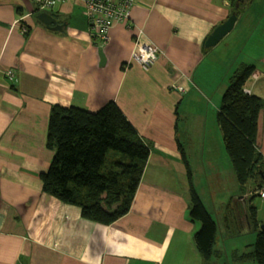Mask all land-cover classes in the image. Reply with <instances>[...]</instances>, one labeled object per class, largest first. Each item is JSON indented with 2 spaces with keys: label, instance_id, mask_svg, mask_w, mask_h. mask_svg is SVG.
<instances>
[{
  "label": "crops",
  "instance_id": "1",
  "mask_svg": "<svg viewBox=\"0 0 264 264\" xmlns=\"http://www.w3.org/2000/svg\"><path fill=\"white\" fill-rule=\"evenodd\" d=\"M244 2L234 28L207 47L234 0H136L107 42L93 36L79 0L47 11L35 0H0V264H257L233 260L256 240L247 212L256 187L250 180L242 191L218 125L243 64L255 66L248 93L264 99V0ZM41 12L62 29L48 28ZM139 30L161 50L147 70L132 57ZM112 100L151 153L130 211L103 224L45 193L40 174L54 156L52 106L98 111ZM256 144L264 157V108ZM192 188L218 224L210 263L194 238L202 224L190 217ZM262 200L251 202L260 226Z\"/></svg>",
  "mask_w": 264,
  "mask_h": 264
},
{
  "label": "trees",
  "instance_id": "2",
  "mask_svg": "<svg viewBox=\"0 0 264 264\" xmlns=\"http://www.w3.org/2000/svg\"><path fill=\"white\" fill-rule=\"evenodd\" d=\"M245 2L234 0L232 13L239 14ZM255 66L243 64L230 78L218 111V125L243 192L248 181L256 189L247 207L248 220L257 232L251 249L233 259H253L264 264V229L257 207L251 203L264 185V157L258 150L257 130L264 99L245 91ZM47 146L54 152L50 167L40 174L43 191L62 202L77 205L82 216L111 224L132 206L151 146L138 133L115 101L98 111L54 104L48 125ZM110 151L117 153L109 156ZM190 217L202 227L195 234L204 260L215 255L218 224L192 188Z\"/></svg>",
  "mask_w": 264,
  "mask_h": 264
},
{
  "label": "built area",
  "instance_id": "3",
  "mask_svg": "<svg viewBox=\"0 0 264 264\" xmlns=\"http://www.w3.org/2000/svg\"><path fill=\"white\" fill-rule=\"evenodd\" d=\"M41 10H50L58 3L67 0H35ZM85 9L93 36L100 38L103 42L110 40V33L113 26L118 23L128 24L131 7L136 0H79ZM143 31L139 30L136 40V48L132 54L133 59L144 69H149L159 58L161 50L157 45L147 40H142ZM13 75L12 71L9 72ZM179 92L185 88L174 86ZM246 92H249L245 88ZM258 196L264 199V185L256 190Z\"/></svg>",
  "mask_w": 264,
  "mask_h": 264
},
{
  "label": "water",
  "instance_id": "4",
  "mask_svg": "<svg viewBox=\"0 0 264 264\" xmlns=\"http://www.w3.org/2000/svg\"><path fill=\"white\" fill-rule=\"evenodd\" d=\"M245 1V0H239ZM38 19L46 24L48 28L54 30H61L63 26L57 24L56 18L48 12H41L38 14ZM238 15L233 13L224 23L220 24L215 28L213 33L207 38L205 45L207 47L215 46L224 36H226L233 28L236 23ZM52 24H55L52 26ZM102 64L105 63V56L103 50H100ZM261 229H264V222L261 224Z\"/></svg>",
  "mask_w": 264,
  "mask_h": 264
},
{
  "label": "rangeland",
  "instance_id": "5",
  "mask_svg": "<svg viewBox=\"0 0 264 264\" xmlns=\"http://www.w3.org/2000/svg\"><path fill=\"white\" fill-rule=\"evenodd\" d=\"M114 153H117V152H115V151H110L109 156H112V154H114ZM202 167H203V168H206V166H204L203 164H202ZM199 177H200V176H199L198 174H195V182H196V183H199V180H198ZM203 185H205V182H204V181H203ZM200 187H201V185H200ZM202 188H203V187H202ZM198 189H199L200 191H203V190H201L200 188H198ZM205 191H206V192H209L208 188H206ZM255 202H256L257 205H260V204L263 202V200H262L261 197L258 196V197L255 198ZM252 232H253V233H250V234H256V231H255V230H253ZM250 234H249V235H250ZM249 235H247V238H249V237H248ZM243 238H246V236H244Z\"/></svg>",
  "mask_w": 264,
  "mask_h": 264
},
{
  "label": "bare ground",
  "instance_id": "6",
  "mask_svg": "<svg viewBox=\"0 0 264 264\" xmlns=\"http://www.w3.org/2000/svg\"><path fill=\"white\" fill-rule=\"evenodd\" d=\"M63 3V2H62ZM138 34V33H137ZM137 34H136V36H137Z\"/></svg>",
  "mask_w": 264,
  "mask_h": 264
}]
</instances>
